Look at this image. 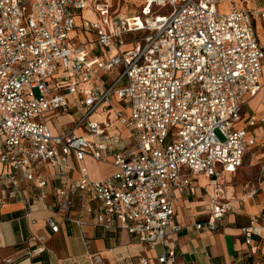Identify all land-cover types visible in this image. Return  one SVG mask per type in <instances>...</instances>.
I'll return each mask as SVG.
<instances>
[{
	"label": "built area",
	"instance_id": "1",
	"mask_svg": "<svg viewBox=\"0 0 264 264\" xmlns=\"http://www.w3.org/2000/svg\"><path fill=\"white\" fill-rule=\"evenodd\" d=\"M221 2L227 8L219 10ZM258 22L264 24V4L239 0H142L129 14L108 0H0V205L19 201L29 211L40 203L52 233L56 218L80 226L71 216L79 206L103 229L163 245L183 229L176 195H194L192 175L201 174L213 188L208 216L193 227L216 231L230 210L222 173L239 168L246 152L264 151ZM75 29L93 37L98 54L73 42ZM257 95L259 113L243 120ZM59 116L70 120L58 123ZM115 123L131 131V143L115 133ZM86 157L110 164L113 173L90 178ZM263 229L264 210L240 232L248 245ZM24 241L22 257L44 249H31L43 235ZM156 260L176 264L172 251Z\"/></svg>",
	"mask_w": 264,
	"mask_h": 264
},
{
	"label": "crops",
	"instance_id": "2",
	"mask_svg": "<svg viewBox=\"0 0 264 264\" xmlns=\"http://www.w3.org/2000/svg\"><path fill=\"white\" fill-rule=\"evenodd\" d=\"M83 11L89 16L84 17ZM83 11V18L92 19L93 15L88 10ZM78 23L80 21L77 19ZM257 27L259 37L264 41L263 22H258ZM74 31L71 32L72 37ZM82 36V43L98 54L99 47L89 42L93 37L84 32ZM259 97L261 96L257 95L254 98ZM259 111L258 100L250 112L243 109V114H258ZM62 117L65 120L58 123L69 122V116ZM255 153L256 155L251 154V166L256 168L257 181L252 185L241 178L234 180L242 165L234 172L222 173L220 181L223 183L225 198L230 203V210L222 217L216 231L196 230L193 227L196 222L205 220L208 216L209 196L213 188L212 179L201 174L192 175L196 184L194 195H176L175 219L183 229L178 233L168 234L163 245L141 244L118 227L103 229L95 224L92 215L85 213L79 206L71 210V216L78 217L81 225L56 218L59 229L52 233L44 222L49 211L40 203L28 211L21 202L8 200L0 205V264H140V258H147L148 264H159L156 257L164 251L174 253L176 264H264V229L248 245L240 232L241 226L248 223L250 216L258 215L264 210V175L259 172L264 151ZM85 160L90 178L102 179L114 171L110 164L92 161L90 158ZM99 165H106L110 170L100 172ZM201 176L206 179L205 182L200 181ZM56 184L57 181H51L50 186ZM252 187L257 189L256 194L246 195V191ZM30 234L45 237L41 244L31 243V249L37 245L44 249L29 257H22L27 247L24 239ZM8 259L13 262H7Z\"/></svg>",
	"mask_w": 264,
	"mask_h": 264
},
{
	"label": "rangeland",
	"instance_id": "3",
	"mask_svg": "<svg viewBox=\"0 0 264 264\" xmlns=\"http://www.w3.org/2000/svg\"><path fill=\"white\" fill-rule=\"evenodd\" d=\"M239 1H240V3H242L244 5L261 6L262 4H264V0H239ZM108 2L111 3L112 9L114 11H116L120 14L121 13L122 14H129V13L133 12V10H135L136 6L139 5L142 2V0H108ZM225 8H227V3L221 2L218 4L219 10H223ZM82 15L84 17L89 16L87 14V12H84V11H83ZM262 31L264 32V28L262 29ZM73 42H75L76 44L83 42V36H82L81 29H79V30L77 29L74 31ZM263 73H264V63H263ZM260 98L261 97L256 98V99L253 98V99L249 100L248 105H246V109L250 112L253 109V107L256 105L258 100H260ZM99 116H100V113L98 112V113H95L93 115V118H98ZM246 116H247L246 114H242L243 120L245 119ZM47 118H50V117L47 116ZM64 120H65L64 117H62V116L58 117L59 122H62ZM115 125H117V123H115ZM48 126H49L50 130H53V131H56V129H58V126L55 123L54 119H51V118L48 119ZM238 126H242V125H238ZM115 133L120 134L121 140L124 143L129 144L132 142L131 131L127 127L118 126L116 128ZM218 136L221 138L219 132H218ZM88 158H90V157H86L87 160H88ZM252 160H253V156L251 155V153L246 152V155L244 156V159L242 162V166L239 168L236 176L234 177V180L241 178L242 180L246 181V183H249L250 185H252L253 183H255L257 181V174H256V170H255L256 168L251 166ZM92 161H94V160L92 159ZM83 163L85 164V166H87L86 160ZM98 170L100 172L101 171L106 172V171H109L110 168L106 165H104V166L99 165ZM200 181L205 182L206 179L201 176Z\"/></svg>",
	"mask_w": 264,
	"mask_h": 264
}]
</instances>
